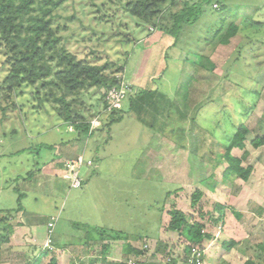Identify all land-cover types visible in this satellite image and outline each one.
I'll use <instances>...</instances> for the list:
<instances>
[{
    "label": "rangeland",
    "instance_id": "1",
    "mask_svg": "<svg viewBox=\"0 0 264 264\" xmlns=\"http://www.w3.org/2000/svg\"><path fill=\"white\" fill-rule=\"evenodd\" d=\"M203 3V15H199V20L188 28L190 32L186 30V35L184 33L186 38L182 37L176 46L166 45L156 30L126 14L118 0H67L63 4L56 12L55 27H58V36L69 52L96 65H124L123 72L116 75L124 76L133 88L135 85L131 79L136 76L142 88L139 91L149 90L186 105L185 122L179 123L181 111L176 109L171 124L174 132H165L175 144L177 141L182 143L178 162L176 164L175 154L172 164L170 160L163 163L157 160L156 153L166 150L162 145L165 139H161L164 135L160 133L163 119L145 115L137 119L128 98L118 102L114 112L115 106L108 111L104 108L105 88H91L74 100L68 99L69 103L73 101L72 110L95 125V117L99 116L98 127H103V122L111 114L121 119L95 131L92 136H86L89 145L85 156H90L94 165L90 170L82 166L79 176L83 179L93 170L103 177H93L95 180L90 185L93 187L91 191H97L94 192L95 204L104 211H101L102 215L98 212L99 221L95 220L96 214L88 206L89 196L76 199L73 191L70 196L65 197L64 193L56 200L48 191L36 196L23 191L22 181H28L31 172L38 170L44 161L56 158L51 149L53 142L59 138H72L63 133L66 126L55 111L58 105L50 98L42 99L44 91L37 97L35 87H24L22 93L12 99L18 105L16 111L0 110V210L20 206L27 213L38 211L44 218L61 209L58 225L68 218H71L68 221H72V225H88L93 232L87 240L101 238L99 234L104 232L107 236L103 238H108L107 242L116 241L109 251H117L116 255H121L122 259L131 257L128 246L140 247L144 240L142 254H159L165 258H157L158 264H163L172 251H168L164 242L152 244L161 234L162 227L168 225V212L176 209L174 206L165 209L164 206L169 205L168 199L173 202L176 191H191L186 195L188 204L196 191H231L232 194L236 191L226 210H229L227 214L232 222V209L239 210L242 215L235 217V226L243 224L245 229L240 230L239 225L237 230L232 229V238L241 240L246 237V242L264 249V145L255 149L250 144L255 137L264 138V83L259 86L256 80L257 72L264 69V0H205ZM252 21L259 22V26H253ZM231 24L238 26V34L233 40L230 38L228 46L204 47L200 41L204 36L207 38L216 26ZM197 40L201 42L198 45ZM188 50L208 56L215 64L214 72L194 71L192 61L196 57L191 58V62L189 57L184 59L185 54L190 55ZM3 61L0 53V82L6 74ZM190 83L191 88L185 93L183 88ZM145 93L140 99L145 100L147 109L148 105H153L152 100L156 103L157 98L150 100ZM181 93L186 100L181 98ZM8 100H2V106ZM247 113L250 115L246 116ZM193 120L194 127L190 123ZM169 122L172 123L170 119ZM240 123L250 129L246 148L234 149L231 155L241 159V167L251 168V173L246 181L230 176L224 183L223 175L228 165L221 159L223 145H227L233 129ZM191 128H194L193 138L188 134ZM183 129L186 130V140L182 139L184 135L180 132ZM102 161L100 172L95 167ZM102 191L108 192L104 196ZM216 199L207 192L198 200L197 207H188L185 211L189 214L195 209L196 213L190 217L199 219L198 212L206 216V212L214 211ZM201 221L205 223V219ZM96 222L103 228L96 227ZM214 228L207 229L218 237L219 231ZM2 230L0 227V232ZM59 230H62L61 225ZM119 233L123 236L117 239L115 236ZM220 238L229 239L225 235ZM97 245L93 251L95 254L99 251ZM176 246L173 245V250Z\"/></svg>",
    "mask_w": 264,
    "mask_h": 264
},
{
    "label": "trees",
    "instance_id": "2",
    "mask_svg": "<svg viewBox=\"0 0 264 264\" xmlns=\"http://www.w3.org/2000/svg\"><path fill=\"white\" fill-rule=\"evenodd\" d=\"M66 1L0 0V53L4 57L3 68L6 69V74L0 82V110L6 111L11 109L16 111L18 105L12 99L16 94L22 93V88L35 87L34 92L37 97H39L40 92L44 91L42 99L50 98L58 105L55 111L65 124L88 134L91 128V121L86 120L80 113L72 110L71 103L73 101L71 100L69 103L68 99L74 100L79 94L91 88L109 89L119 87L120 83L125 80L124 76L118 77L116 73H122L124 65L118 67L107 64L96 65L95 63L80 59L66 49V45L62 44V38L58 36V27H55V22L58 18L56 12ZM204 1L118 0L126 14L138 19L152 29L170 36L174 39L175 46L182 37L186 38V30L190 32L188 28L192 27L201 17L199 15L203 13L201 7ZM180 3H182L181 8H177ZM252 25L259 26V22L252 21ZM237 31L238 26L235 24L228 25L227 27L216 26L207 38L204 36L200 41L204 47L215 49L218 44L227 45L230 38H233ZM127 40L130 41V39ZM200 41L197 40V45ZM188 51L191 52L192 50ZM193 53L196 57L194 61L196 70L212 72L215 69L214 64L208 56H204L199 52ZM108 71L109 74H107ZM190 88L191 83L189 86L184 87L183 91L187 93ZM142 93L144 94L145 92ZM180 96L184 100L187 98L183 93ZM42 99L40 98V102ZM2 100H8L5 106H2ZM104 105L106 106L105 102ZM105 106L104 108H106ZM249 115L250 113H247L246 116ZM186 118V114L181 111L180 121L184 122ZM119 120H121L119 116L111 114L106 125L110 126ZM194 122V120L190 122L191 125L193 124V127ZM193 129L189 130V137H192ZM180 132L181 135H184L186 130L183 129ZM248 132L247 127L240 123L236 126L235 131L232 132L233 135L230 137L227 145H223L224 151L221 159L228 165L223 175L224 183H226L227 178L230 176H235L246 181L251 173V168H242L241 159H236L231 155V151L234 149L245 150ZM250 144L253 148L257 149L264 145V138L255 137ZM201 197L202 193L200 191H196L192 195L190 203L192 208L197 207V202ZM216 209L218 211L217 217L213 218L212 216L208 218L214 223L223 219L225 207L216 206ZM4 214V217L0 219V223L2 222V224L8 223V217L12 212L6 211ZM168 214L170 221L166 226V230L177 233L189 245L201 246L204 241H211L213 239L211 234L203 233L205 230L204 223L193 220L190 216L179 210L173 209ZM233 215L236 218L240 217L236 212ZM198 216L200 220H204L205 218L200 212ZM115 237L120 239L121 235H116ZM2 239L4 238L0 237V243ZM159 243L162 244L161 242ZM234 244L230 240L225 244V248L231 249ZM128 247L131 249L134 257L141 255V251H134L131 246ZM164 247L166 249V245ZM187 249L189 250V247ZM161 254L164 253L161 252ZM252 256L244 264H264V249L260 247L255 248L252 251ZM135 262L136 264H142L138 261ZM22 264L30 263L25 262ZM49 264H57V262L51 259ZM101 264H127V261L110 262L103 259ZM219 264L227 263L220 260Z\"/></svg>",
    "mask_w": 264,
    "mask_h": 264
},
{
    "label": "crops",
    "instance_id": "3",
    "mask_svg": "<svg viewBox=\"0 0 264 264\" xmlns=\"http://www.w3.org/2000/svg\"><path fill=\"white\" fill-rule=\"evenodd\" d=\"M156 32L159 33L160 38L163 39L161 40L164 41L166 45L169 44L170 46H175L173 42L174 41L173 38H171L170 36L162 32H159V31H156ZM234 37L231 40H233ZM221 46L225 47L228 45H221ZM193 52L198 53V51H191L189 53L190 55L185 54L186 58L184 59L187 60L188 59L187 57H189V62H191L193 57L195 58ZM192 66H194L193 68L195 71L196 67L194 64V60L192 61ZM214 70L212 72H208V71H204V72L205 73L207 72L210 74V73H213ZM136 79H137L136 76L132 77L131 80L133 81V84L135 85V87L134 88L132 87L133 88L132 93L128 97H126L128 98L131 104L130 106V108L132 109L131 111L136 115L137 119L139 117L141 119L142 115H145V116H159L161 119L164 120V123H162V126L160 128V131H161L160 133L164 135V138L161 137V139H165L163 140L162 145L163 147L166 148V150L165 152H163L162 150L158 153L155 152L160 157V158L157 157L158 158L157 160L162 163L167 160H170L171 161L170 164L176 161V164H177L178 162L177 157H179L178 150L180 149L181 141L180 142L177 141V144H175L173 142V139H171L169 136H165L166 135L165 132H167V130H172L171 132H174V128L171 125L174 123V120H175L174 111L177 109L185 113L184 110H186V105L179 103V102L177 104V101L175 103V100L172 102L170 99H167L166 97L158 93L149 92V90L139 91L142 88H140L141 86L139 84V81L138 79L136 81ZM256 80L259 86H262V84L264 83V69L259 70L257 72ZM136 88L138 90H135ZM142 92H146L145 96H147V98L150 100L153 99L152 97H156L157 98L156 103H154V101L152 100L151 102H153V105L152 106L151 104L148 105L146 109L145 103H144L145 100L141 101L140 99V97L142 96ZM176 104H177V107H176ZM115 110H116V106L114 107V111ZM95 118H97L98 120L100 119L99 116H96ZM169 119L170 121H172V123L169 122ZM108 120H109V117L107 118L105 123L103 122V127L91 125V128L88 134L85 132L76 130V128L64 123L66 128L63 133L67 135H71L72 138L71 139L59 138L60 139L59 141L53 142V146L51 149L54 150L56 158L54 157L49 158L48 160L43 162L42 166L38 168V170H36L35 172H31V175L28 176L29 180L26 179L28 181H22L23 191H29V193H31L34 196H36L38 193H43V191L44 193L45 191H48L56 200L61 198L64 195V193H65V197H67L68 195L70 196L73 191L76 192L73 195V198H76V199H82L84 196H89L91 197V199H89V201L87 202L88 206L91 208L92 211L95 212L96 214L95 220L99 221L98 212L101 213L103 209L101 207L98 209L97 207L98 204H95L96 202L93 199L97 191H91L93 187H91L90 185L92 184V182H94L95 179H98V178L103 179L102 175H99L100 173L96 174L95 171L93 170L89 171L87 172L86 176L83 179H81L82 187L79 189H73L70 187L69 182L62 178V173H63L64 161L73 160L78 157H82L84 161H91L92 162L91 166H88L86 163H84L85 165L83 164V166H86L87 168H89V170L90 168L92 169L94 165L93 159L90 158V156L89 157L85 156V154L88 151V145H89V143L87 142V138L89 136H92L95 131L109 127L108 125H106L108 123ZM178 120L180 121V118ZM179 123H181V121ZM237 125L238 124H236V126ZM247 129L249 131L248 132L249 134L250 129L248 127ZM234 131L235 129H233L232 132ZM184 139L185 137L183 138V140ZM165 142H167L166 145H164ZM174 154H175V158H177V160L175 161L173 159ZM102 167H103V161L95 168H97V170L101 172ZM79 174H80V171H79ZM93 177H96V178L94 179ZM12 189L14 190L15 188H12ZM102 192L105 196L108 191H102ZM189 192L191 191H176L173 202H171V199H168L169 205H165L164 206L165 209L171 206H174L176 208L175 210L182 211L184 214L188 216L190 215L193 216L195 209H192L193 213H189V214L186 213L185 211L188 207H191L190 203L186 204L187 202L186 195L189 194ZM207 192L210 195L217 198L214 201L216 203L214 207L215 212L210 211V212L205 213L206 214L204 218L205 223L204 221L202 222L201 220H199L200 218L194 219V220L195 221L199 220L200 222L204 223L205 230L203 233L211 234L213 236V239L211 241H204L203 244L201 245L202 247L198 245H191V244L189 245L188 242H186V240L181 238L177 233L168 231L166 230V228L162 227L161 234L159 235L158 239L153 242L152 245H155L156 243H159V242H162V243L164 242L168 245V251L169 250L172 251L173 254H170L169 257H167L166 262L165 261L162 262L163 264H189L187 258L189 256V251H190L191 246H197L203 251L204 256H203L202 264H219L220 260L225 261L227 264H244L248 259L253 257L252 251H254L255 248H258V245L254 246V245L249 244L248 242L245 241L246 237H243L241 240H236L232 238L231 231L232 229L237 230L239 224L235 226V223L237 220L235 221L234 215L232 216L234 220L233 222L231 221L230 217H229L230 219L228 218L227 211L229 210H226V208L231 206V199H232L231 197L235 196L236 191L234 192V194H232L231 191H201L203 196L207 195ZM112 197L113 199H115L114 195H112ZM216 206L225 207V210H224L223 219L221 221L219 220L217 223H214L211 219L209 220L208 218L212 217L213 215L217 217L218 211L216 209ZM63 207H64V204L62 203L61 208ZM6 211H10L12 212V214L8 217V223H5L8 226H6L5 224H2V222L0 223V227L3 228V230L0 232V237L4 238L1 240V243H0V264H22L25 262H28L30 264H49L51 259L56 260L57 264H101V261L103 259H106L107 261H110V262L127 261V264L129 260H133V259L138 262H141L142 264H158V262L160 261H158L159 259L157 258L162 257L159 254L153 256L151 255V252L147 253L144 256L142 254L141 246L146 241L143 240L141 242L140 247L130 245L132 249H134V251L135 250L141 251V255H139L138 257H134L131 249H129V253L131 254V257H129L128 259H122L121 255H118V256L116 255L117 251L115 250L109 251V249L112 248L111 245L116 241L111 240V242H107L108 238L107 239L103 238L104 236H107L104 232L102 234H99V237L101 238L87 240V238L89 237L91 238V232H93V230L90 229L88 225L86 224H73L72 225L71 224L72 221L70 222L68 221L69 219L71 220V218H68L67 220H65L66 222L63 221L58 225V223L60 222L59 218H60L61 211H62L61 209H59L57 213H55L56 212L55 211L54 213L49 215V217L47 216L44 218L40 217V214L38 211L27 213L20 206H17L16 209L0 210V215L2 214L4 217L5 215L4 212ZM232 211L233 213L239 212L238 214L240 216L242 215L239 210L234 211V209H232ZM162 212H163V209H162ZM214 216L213 218H216ZM52 217L57 218V221L55 223L54 231L51 236L52 249L48 250V249H43V244L46 241V238L48 236V223L50 222ZM29 220L31 221L28 222ZM209 222L211 223V225H207ZM86 223H89V222L87 221ZM60 225L62 226V230H59ZM94 225L96 227L103 228V226L99 222L94 223ZM208 227H210V229L211 227H213L215 230H218L219 236L215 237V233L212 231L210 232L207 229ZM56 228L58 232H56L57 231ZM239 228L242 231L245 229L243 227V224L239 225ZM97 232H98V229H97ZM119 235L123 236L122 233H119ZM220 235H225L229 237V239L222 240L220 238ZM112 236L113 235L109 236V238ZM126 236H129V235H126ZM71 239L74 241L70 242ZM230 240L233 241L235 244L233 248L226 249L225 244ZM117 242L122 243L121 241H117ZM97 244H99V251L98 252L96 251L97 253L95 254L93 251H95V245L98 246ZM173 245H177L175 247L176 250H173L172 248ZM187 247H189V250L188 249L186 250ZM162 258H165V257H162ZM154 259H157V260H154Z\"/></svg>",
    "mask_w": 264,
    "mask_h": 264
},
{
    "label": "built area",
    "instance_id": "4",
    "mask_svg": "<svg viewBox=\"0 0 264 264\" xmlns=\"http://www.w3.org/2000/svg\"><path fill=\"white\" fill-rule=\"evenodd\" d=\"M132 93V86H130L126 81L120 83L119 87H112L105 89L103 91L104 102L106 104V109L110 111L113 109L118 102L124 100ZM95 123H98V119L95 118ZM91 125H95L91 122ZM97 126V125H95ZM86 163L88 166L92 165L91 161H84L82 157H78L73 160H67L63 163V173L62 178L69 182L70 187L73 189H79L82 187V181L79 176V171L83 164ZM55 218H51L48 223V236L43 244V249L51 250L52 246V233L55 225ZM145 248L147 246H144ZM203 251L197 246H191L189 251V256L187 258L189 264H202L203 263ZM128 264H136L135 261L129 260Z\"/></svg>",
    "mask_w": 264,
    "mask_h": 264
}]
</instances>
